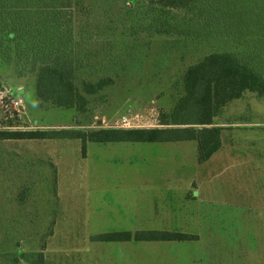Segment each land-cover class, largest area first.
Returning a JSON list of instances; mask_svg holds the SVG:
<instances>
[{
  "label": "rangeland",
  "instance_id": "rangeland-1",
  "mask_svg": "<svg viewBox=\"0 0 264 264\" xmlns=\"http://www.w3.org/2000/svg\"><path fill=\"white\" fill-rule=\"evenodd\" d=\"M256 2L162 18L146 0H73L75 49L94 64L79 78L114 83L84 110L39 104L31 59L0 47V132L161 128L189 66L259 40ZM213 126L223 146L203 163L194 142H87L81 153L78 139H0V264H263L264 96L244 92ZM149 230L196 239H93Z\"/></svg>",
  "mask_w": 264,
  "mask_h": 264
},
{
  "label": "trees",
  "instance_id": "trees-1",
  "mask_svg": "<svg viewBox=\"0 0 264 264\" xmlns=\"http://www.w3.org/2000/svg\"><path fill=\"white\" fill-rule=\"evenodd\" d=\"M146 1L160 8L159 16L166 18L173 10L192 12L197 17L208 4L223 0ZM255 7L258 12L253 15V20L256 29L259 28L261 32L256 34L259 40L251 41L244 51L215 52L189 66L182 79V96L175 102L170 114L159 115L161 128L3 131L0 132V139H78L81 153L85 152L87 142L194 141L198 149V162L207 161L221 146V129L213 126L219 109L239 99L246 91L264 96V0L260 5L256 2ZM179 27V24L170 25L168 30L176 31ZM73 32V0H0V47L8 51L13 49L19 56L31 59L36 73L35 97L39 104L84 110L87 95L97 94L114 83L109 76L79 78L82 70H91L88 73L90 76L94 64L89 58L85 62L75 49ZM93 239L101 242H177L190 241L196 236L149 230L134 234L104 233ZM38 257L42 259V254ZM33 262L42 264L38 258Z\"/></svg>",
  "mask_w": 264,
  "mask_h": 264
},
{
  "label": "crops",
  "instance_id": "crops-1",
  "mask_svg": "<svg viewBox=\"0 0 264 264\" xmlns=\"http://www.w3.org/2000/svg\"><path fill=\"white\" fill-rule=\"evenodd\" d=\"M185 142H194V141H185ZM174 143H176V142H174ZM194 143H195V142H194ZM222 146H223V144H221L220 148H221ZM220 148H219V149H220ZM219 149H218V150H219ZM218 150H217V151H218ZM217 151H216V152H217ZM216 152H215V153H216ZM215 153H213L212 156H213ZM212 156H211V157H212ZM211 157H210V158H211ZM210 158H209V159H210ZM209 159H208V160H209ZM208 160H207V161H208ZM207 161H205V162H207Z\"/></svg>",
  "mask_w": 264,
  "mask_h": 264
},
{
  "label": "built area",
  "instance_id": "built-area-1",
  "mask_svg": "<svg viewBox=\"0 0 264 264\" xmlns=\"http://www.w3.org/2000/svg\"><path fill=\"white\" fill-rule=\"evenodd\" d=\"M21 105V104H20ZM17 109L19 110L21 107L19 106L18 103H16ZM127 125V124H126Z\"/></svg>",
  "mask_w": 264,
  "mask_h": 264
}]
</instances>
